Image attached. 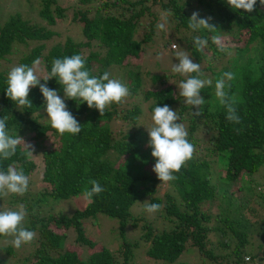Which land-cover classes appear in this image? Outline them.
I'll use <instances>...</instances> for the list:
<instances>
[{
	"label": "trees",
	"instance_id": "1",
	"mask_svg": "<svg viewBox=\"0 0 264 264\" xmlns=\"http://www.w3.org/2000/svg\"><path fill=\"white\" fill-rule=\"evenodd\" d=\"M58 1L41 0L37 15L46 21L45 25L25 18L18 11L0 23V61H9L15 47L42 42L22 54L18 65L31 66L39 58L44 75H47L54 58L81 54L91 76H102L110 66L125 70L124 84L129 89V96L121 104L113 103L106 108L103 116L97 109H90L86 102L65 100L82 129L76 135H61L49 121H42L46 104L39 86L30 90L28 99L32 107L17 108L6 95L8 71L0 70V118L7 117L10 135L22 137L26 144L33 146L34 155H41V177L48 185L38 192L33 203L37 209L31 214L33 223L39 225L38 244L18 264H113L114 251L128 260L132 244L125 239L113 252L100 246L86 261L69 247L63 248L62 239L68 229L73 228L76 232L73 244L94 247L83 220L93 218L97 213L116 219L123 234L129 224L136 225L142 219V215L132 212L131 208L144 197H149L147 203L162 205V211L158 212H162L160 217L164 222L160 230L149 222L144 224L143 252L149 259L161 264L173 263L192 247L206 264H263L262 211L250 207L247 216L239 214L244 216L235 221L230 218L227 206L215 212L204 208V204L215 200L218 193L213 182L215 173L209 172L215 158L222 162L225 179L231 183L244 180L242 178L250 181L252 176L264 171V7L259 5V0L256 10L251 13L234 10L226 0H75L67 6H60ZM94 1H97L96 6L92 5ZM204 8L209 12L208 17H212L210 23L217 29L214 33L203 28L193 32L188 27L192 9L200 11ZM65 9L71 10V21L77 23L84 39L77 41L68 36L46 49L43 41L57 34L50 26L57 20L66 19ZM161 22L177 34L178 40L185 41L195 63H207L204 71L208 70V74L201 78L211 79L213 83L201 90L205 104L200 116L193 115L195 108L184 103L174 84L162 86L168 83V77L160 73L152 75L151 78L162 85L150 89L144 86L137 72L138 61L147 46L154 44L157 25ZM180 30L189 34L181 36ZM223 33L234 43L242 42L243 45L221 43L225 48L221 51L211 37H222ZM197 35L209 41L203 53L193 44ZM95 41L104 51L90 50L84 55L83 50L92 48ZM226 54L232 56L225 65L217 68L211 64L210 60ZM223 72L235 74L226 91L236 100L242 121L239 125L226 119V111L215 97V82ZM47 85L64 97L56 78L49 80ZM165 104L177 111L178 123H189L188 140L199 153H194L180 172L174 173L177 179L170 181V189L161 193L162 181L147 170L155 165L156 159L148 146L149 137L139 124L143 109L151 118L155 106ZM115 120L119 121L117 130L113 128ZM200 133L207 137H199ZM50 137L53 142L47 144ZM24 142L18 146L16 155L7 161L0 160V167L6 170L9 164H14L29 177L36 164L26 157ZM91 180L98 181L105 191L86 199L82 193L85 187H91ZM258 196L262 197V194ZM47 197L63 201L83 197L84 205L68 216L43 215L41 210ZM235 200L233 198L232 202ZM255 235L261 239L257 243L253 240Z\"/></svg>",
	"mask_w": 264,
	"mask_h": 264
},
{
	"label": "clouds",
	"instance_id": "2",
	"mask_svg": "<svg viewBox=\"0 0 264 264\" xmlns=\"http://www.w3.org/2000/svg\"><path fill=\"white\" fill-rule=\"evenodd\" d=\"M258 0H226L228 6L234 10H244L251 13L256 10ZM259 5L264 7V0H259ZM212 17L202 18L199 11H193L188 19V27L196 32L200 29H207L209 32H216V27L210 23ZM158 29H165V23H159ZM221 51L225 48L221 45V37L213 35L211 37ZM209 41L201 36L193 38V44L197 51L203 53ZM179 46L175 43L171 45L173 50ZM178 63L172 65V72L186 77L178 84L179 96L184 98V103L195 108L193 115H202V106L205 99L201 95V90L206 86H211V79H202L203 73L201 65L193 62L187 52L175 51ZM39 58L32 62V65L21 64L13 66L7 73L6 95L15 103L17 108L32 107L28 99L30 90L39 86L46 104V113L50 126L59 134L69 133L72 135L81 132V125L69 110L65 100H74L81 103L86 102L90 109H97L101 116L106 108L113 103L121 104L128 96L129 89L119 79L110 78V72L105 71L102 76H91L85 68V57L81 54L54 58L51 70L47 75H40ZM195 74V75H192ZM56 78L61 85L64 97L58 91L48 87L47 82ZM235 78L232 72H223L215 82V97L219 104L226 111V119L234 124L242 123L241 117L236 108V100L230 96L226 89L231 87L229 81ZM41 80L44 83H41ZM152 125L146 127L149 134L148 146L151 148V155L156 159L153 172L162 183H167L177 179L174 173L180 172L182 167L193 158L195 147L188 140V130L180 121L177 111L169 105L155 106L151 114ZM240 131V129H235ZM24 142L20 136H12L7 129V117L0 118V160L7 161L17 153L18 146ZM25 145V155L31 159L34 148L30 144ZM91 187H85L82 195L86 199H92L105 191L104 187L96 180H91ZM29 187V177L25 175L23 169H18L14 164H9L6 170L0 167V197L9 194L23 196ZM162 205L158 203H144V210L149 214H154L161 210ZM27 216L24 204H19L17 210L0 211V236L12 237L10 243L14 248L30 243L35 238V232L23 227V222Z\"/></svg>",
	"mask_w": 264,
	"mask_h": 264
},
{
	"label": "rangeland",
	"instance_id": "3",
	"mask_svg": "<svg viewBox=\"0 0 264 264\" xmlns=\"http://www.w3.org/2000/svg\"><path fill=\"white\" fill-rule=\"evenodd\" d=\"M41 0H0V23L5 21L9 17V15L13 14V12L18 11L25 18L32 19L31 21H36L41 25H45V20H42L37 15L38 8L40 6ZM75 0H59L58 4L61 6H67L70 3L73 4ZM97 1L92 2V5L96 6ZM199 9H192L193 11H198ZM92 12V11H91ZM200 17L206 18L208 17V10L205 8L199 11ZM160 18L162 19V14L159 10ZM64 16L66 19L57 20V23L51 25L50 28L57 33L54 37L49 40L43 41L47 45V48H51L56 43L63 41L68 36L73 37L77 41L83 40L82 33H79V26L77 23H73L72 13L70 9L64 10ZM161 21V20H160ZM163 23V22H161ZM157 34L155 36L154 44L151 43L150 46L145 50L143 57L138 61L139 68L137 72L140 78L143 80L144 86L150 89H156L157 86H161L160 82H155L151 77L157 73L165 75L168 77L169 81L165 85L174 84V87L178 90V84L186 79V77L180 76L179 74L172 72V65L174 63H178V59L175 57V51H185L190 56L187 51V46L184 40H178L177 34L171 30V28L165 23V29L156 30ZM163 34V35H162ZM189 32L180 30L179 35L186 36ZM224 36V37H223ZM42 42H30V46H19L15 47L14 52L9 55V61H0V70L9 71L13 66H18V59L22 56V54L26 53L29 48L36 46ZM175 43L179 47L176 50L171 48V45ZM221 43L225 45L231 46H242L243 43H234L231 41L228 34L223 33L221 37ZM90 50H99L103 52L104 50L97 46V42L95 41L93 47L90 49H84V55ZM230 53H233L231 51ZM229 53V54H230ZM226 54L225 57H221L219 59L210 60L211 64L220 68L225 65V61H227L228 57L232 55ZM190 58H192L190 56ZM194 62V61H193ZM207 63H202L201 71L203 75L208 74V70L204 71L205 65ZM40 75L44 76V71L42 66L40 65ZM110 78L119 79L122 83H125V70H122L119 67L110 66L109 71ZM167 79V80H168ZM205 79V78H202ZM166 80V82H167ZM179 91V90H178ZM144 115L140 117L139 127L142 128L146 137H149L148 131L146 127H150L152 125V121L150 115L147 113L145 109H143ZM43 117L42 121H49L46 113V108L42 110ZM119 121L115 120L113 124L114 130H117ZM189 123L185 122L184 125L188 130ZM199 137L203 136L207 137V134H198ZM53 142V138L48 139V143ZM204 143H202V146ZM201 147V146H200ZM198 154L199 151L194 152ZM32 159L35 161L36 168L32 171L29 176V187L28 191L23 196H17L13 194H9L6 197H0V211L3 210H17L19 204H24L27 216L23 222V227L26 229L35 232V238L27 244L22 245L20 248H14L10 241L12 237L8 236H0V264H18V261L23 260L38 244L39 238V225L37 223H33V216L31 214L37 209L34 202H36L38 192L44 190L47 187V184H44L42 181V171H43V162L41 155H34ZM215 161L210 164L209 172L212 174L214 171L215 175L213 177V182L218 188V193L215 194L216 199L212 202H207L204 204V208L206 210L209 209L210 212L221 211L223 207L227 206L229 210V216L231 219L239 220L244 215L239 216V214H245L247 216V211L250 207H254L257 210H260L264 213V200H262L264 195V171L261 170L257 175L252 176V180H248L242 178L244 180L235 181L231 183L225 179L224 169L222 162L218 159H214ZM155 164V163H154ZM152 168H147L150 173L156 175L153 172L154 165H151ZM249 182V188L246 185ZM161 187H159V191L161 193L170 189V181L167 183L161 182ZM253 187V189H250ZM262 194V197L258 196V194ZM24 201H20L21 198ZM233 198H236L234 202ZM34 199V201H32ZM83 197L77 198H69L67 200L53 199L51 197H47L45 204L42 206L41 214H56V215H71L75 208H80L84 205ZM149 197H144L143 199L138 200L131 208V211L137 213V215H142V219L137 221L135 224H129L125 228V232L122 234L120 230L119 223L116 219H110L105 214L97 213L93 218L84 219L83 223L85 226V230L89 235V238L95 243L94 247H91L87 244H73L76 232L73 228L68 229L67 235L65 239H62L63 248L69 247V249L74 250L78 253L79 257L82 261H86L91 252L99 249L100 246H105L113 252V249L117 247L124 239L129 241L132 244L131 253L129 255V259L125 261L123 255H119L117 251H114L115 257L113 259V264H161L158 261H154L149 259L145 254V244H143L144 238L143 228L146 222L151 223L156 229H161L164 222L160 216H162V210L160 212H156L154 214H149L144 210V203L148 202ZM230 204V205H229ZM229 205V208H228ZM221 215V214H220ZM251 215V214H250ZM262 213L260 214V216ZM160 217V218H159ZM260 218V217H259ZM258 228L260 222L257 221ZM157 230V231H159ZM254 231V230H251ZM61 232V230L57 231ZM160 232V231H159ZM253 240L257 243L261 239L255 235ZM9 250V251H8ZM264 264V261H262ZM29 264V263H27ZM167 264H206L205 260L201 259L198 255V251L195 248H188L180 258H178L173 263Z\"/></svg>",
	"mask_w": 264,
	"mask_h": 264
}]
</instances>
